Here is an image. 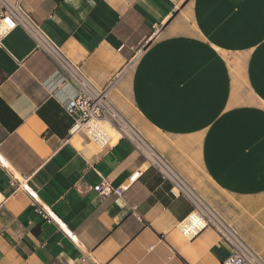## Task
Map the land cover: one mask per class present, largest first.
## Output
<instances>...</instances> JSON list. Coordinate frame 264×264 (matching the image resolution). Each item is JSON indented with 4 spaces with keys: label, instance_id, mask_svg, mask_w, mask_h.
Segmentation results:
<instances>
[{
    "label": "crops",
    "instance_id": "crops-1",
    "mask_svg": "<svg viewBox=\"0 0 264 264\" xmlns=\"http://www.w3.org/2000/svg\"><path fill=\"white\" fill-rule=\"evenodd\" d=\"M7 1L96 88L119 78L112 103L189 197L108 127L104 148L71 138L75 87L17 27L0 45V264H222L212 226L181 232L194 199L264 260V0Z\"/></svg>",
    "mask_w": 264,
    "mask_h": 264
},
{
    "label": "built area",
    "instance_id": "built-area-1",
    "mask_svg": "<svg viewBox=\"0 0 264 264\" xmlns=\"http://www.w3.org/2000/svg\"><path fill=\"white\" fill-rule=\"evenodd\" d=\"M17 27L23 28L38 42V48L54 64L56 73L61 78V83L75 87L74 98L62 104L66 114L70 115L73 120L68 132L71 138L76 135H83L90 143H94L101 148L106 147L111 141L110 136L93 126L94 122H100L133 146L143 166L154 169L162 181L169 183V192L173 198L189 197L184 186L186 182L172 165L153 147L144 148L141 141L124 132L122 124L124 116L112 103L110 96L116 88L119 78L112 79L102 88H96L84 77L77 65L67 59L54 43L43 36L39 26L31 21L19 5H12L7 0H0V45L2 39ZM108 133L111 134L109 131ZM133 176L137 177L138 172ZM108 187V183L101 182L94 186L93 190L101 192ZM122 192V189L114 191L117 195H121ZM194 210L198 211V214L204 219L205 226L198 229L192 224L185 225V228L181 229L185 237H188V235L193 236L207 225H210L217 231L220 239L230 247V254L222 264H264V260L261 259L259 254L221 218V222L214 220L207 209H199L196 205Z\"/></svg>",
    "mask_w": 264,
    "mask_h": 264
},
{
    "label": "bare ground",
    "instance_id": "bare-ground-1",
    "mask_svg": "<svg viewBox=\"0 0 264 264\" xmlns=\"http://www.w3.org/2000/svg\"><path fill=\"white\" fill-rule=\"evenodd\" d=\"M64 98V97H63ZM122 124H123V129H124V132H126L128 135L132 136L133 138L137 139L138 141H141L142 142V145L144 148L147 149L148 146H151L149 144V142H147L139 132H137L130 124H128L124 119L122 121ZM93 126L95 129L97 130H100L106 134H108L105 130V127L104 125H102L100 122H94L93 123ZM109 136V135H108ZM152 147V146H151ZM199 200V199H198ZM197 199H194L193 202H194V205H196L197 208L199 209H207V211L209 212L210 216L218 221V222H221L214 214L211 210H209V208L205 207L204 205H202ZM192 224L194 225L196 228L200 229L202 228L203 226H205V221L204 219L200 216V214H198V211L194 210L187 218V221H186V224ZM183 229L185 227H182ZM189 236V235H188Z\"/></svg>",
    "mask_w": 264,
    "mask_h": 264
},
{
    "label": "rangeland",
    "instance_id": "rangeland-1",
    "mask_svg": "<svg viewBox=\"0 0 264 264\" xmlns=\"http://www.w3.org/2000/svg\"><path fill=\"white\" fill-rule=\"evenodd\" d=\"M182 226H183V224H182ZM182 226H181V229H182Z\"/></svg>",
    "mask_w": 264,
    "mask_h": 264
}]
</instances>
